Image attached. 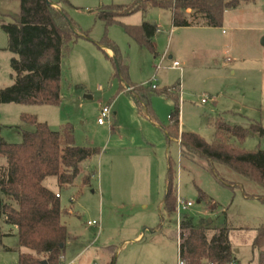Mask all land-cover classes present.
<instances>
[{"label": "rangeland", "instance_id": "obj_1", "mask_svg": "<svg viewBox=\"0 0 264 264\" xmlns=\"http://www.w3.org/2000/svg\"><path fill=\"white\" fill-rule=\"evenodd\" d=\"M106 1L108 6L133 0ZM18 13L19 0H0V89L12 84V55L1 25ZM69 13L76 23L79 19V29L88 38L78 39L62 54L59 104H0V138L9 144H19L21 132L32 130L21 121L25 114L52 131L70 127L76 146L99 152L80 164L72 186L59 189L54 178L43 182L58 193L60 206L68 213L61 218L69 234L62 264H177L178 214L175 208L160 209L169 166L175 173L176 202L179 198L192 203L180 219L187 216L193 226L208 225L209 235L215 229H230L231 264H264V246L259 251L252 245L255 230L264 224V204L244 197L261 196L263 191L214 164L219 177L234 187L218 184L204 160L182 159L179 141L167 140L161 131L170 125L175 99L179 132L196 134L207 143L212 142L213 123L218 121L264 129V0L225 11L219 28H177L173 35L168 13L158 8L124 19L133 26L157 25L152 41L156 56L129 38L122 26L113 24L105 30L94 9ZM104 37L126 58L131 84L157 83L158 91L149 101L151 119L137 110L119 85L110 57L95 45ZM173 61L181 71L170 69ZM163 88L174 91L161 94ZM203 97L206 104H201ZM105 107L110 116L100 126L97 120ZM242 148L262 150L264 141L248 135ZM83 175L91 177L86 187L80 186ZM199 192L206 201H199ZM139 233L140 239L134 240ZM18 248L15 228L0 219V264H16Z\"/></svg>", "mask_w": 264, "mask_h": 264}, {"label": "trees", "instance_id": "obj_2", "mask_svg": "<svg viewBox=\"0 0 264 264\" xmlns=\"http://www.w3.org/2000/svg\"><path fill=\"white\" fill-rule=\"evenodd\" d=\"M252 0H133L129 5H109L97 11L98 20L105 30L117 24L126 35L156 56L152 40L158 28L153 23L140 26L124 24L121 20L135 13L144 15L158 8L171 13L172 27L203 26L219 28L225 11L235 9ZM68 0H19L17 21L3 23L1 29L7 37V51L12 55L11 86L0 89V104L50 105L60 102L61 58L64 51L78 39H87L62 8ZM54 5L58 6L55 7ZM99 49H109L110 58L119 85L130 96L139 112L151 119L149 101L156 86H136L128 80L126 58L106 37L95 43ZM179 86V85H178ZM169 89V88H168ZM164 89L161 94H171ZM174 91V90H173ZM172 91V93H173ZM169 117L170 125L161 127L167 140L177 139L180 157H198L210 167L218 184L233 188L219 177L215 165L222 166L238 177L254 183L264 193V149L245 151L242 144L248 135H257L264 141V129L251 125L248 129L213 123V140L205 142L193 133H179L178 108ZM23 124L32 128L22 131L19 144H9L0 138V219L16 230L18 260L16 264H62L65 243L69 234L61 218L68 213L60 206L59 197L46 188L43 182L54 178L59 189L72 186L80 175V164L98 155L90 147L75 145L70 127L52 131L35 117L23 114ZM89 175H83L80 186L86 187ZM175 173L169 166L166 174L164 197L160 209L171 212L176 207ZM264 204V195H247ZM199 201H206L199 192ZM212 208H215L213 204ZM178 257L185 264H231L228 229L212 235L208 225L193 226L192 219L183 216L178 224ZM188 236L184 237V232ZM210 236V237H209ZM264 246V224L256 230L253 247ZM22 250H25L22 252Z\"/></svg>", "mask_w": 264, "mask_h": 264}, {"label": "crops", "instance_id": "obj_3", "mask_svg": "<svg viewBox=\"0 0 264 264\" xmlns=\"http://www.w3.org/2000/svg\"><path fill=\"white\" fill-rule=\"evenodd\" d=\"M53 3H55L56 2V0H51ZM113 1H115V0H113ZM104 2L106 3L107 1L106 0H68V5H64V6H62V8L67 12V14L70 16V13L69 12H71V11H73V12H78V10H80V9H85V10H92V9H94V11H98L100 8H102V7H104V6H106L105 4H104ZM116 3H121L120 1H115ZM90 4H92V5H90ZM113 5H115V4H113ZM127 5H129V4H127ZM55 7H58V6H56V5H54ZM109 6V5H108ZM162 11H164V10H162ZM166 13H168V16H169V22H170V26L172 27V20H171V13L169 12V11H165ZM165 13V14H166ZM76 14V13H75ZM10 17V20H12V21H17L18 20V17H19V13H18V15H16V14H13V15H10L9 16ZM127 18H129V17H127ZM127 18H123L121 21L124 23V19H127ZM72 20V19H71ZM75 24H77V26L79 25V19L77 20L76 19V21H78V23H76L74 20H72ZM143 23V22H142ZM142 23H140V24H138V25H136V26H140ZM124 24H126V23H124ZM153 24H155V23H153ZM126 25H128V24H126ZM131 26H133V25H131ZM157 26V25H156ZM79 27V26H78ZM194 26H192V27H184V28H187V29H190V28H193ZM158 28V27H157ZM177 28H173L172 27V35L173 34H175V30H176ZM158 31V30H157ZM223 32V31H222ZM157 33V32H156ZM156 35V34H155ZM155 35H154V37H155ZM154 37H153V39H154ZM153 41V40H152ZM156 42V41H155ZM226 50V49H225ZM104 51L107 53V55L110 57V58H112L113 57V53H112V51L111 50H109V49H104ZM223 53H227L226 51H223ZM164 56H165V54H164ZM172 58V56H168V60H170ZM173 62H175V61H173ZM177 62V61H176ZM171 66V65H170ZM171 69V68H170ZM149 84L150 85H154V86H156L157 87V83H155V81H151V82H149ZM133 85V84H132ZM165 88H163V90H164ZM162 131V130H161ZM179 133H181V132H179ZM164 134V133H163ZM165 136V135H164ZM56 182V181H55ZM49 190H51L50 188H48ZM52 192H54L53 190H51ZM55 194H58V193H56V192H54ZM59 199H60V196H59ZM178 226V225H177ZM221 229H227L226 227H224V228H219V229H215V231H213V233L214 232H218L219 230H221ZM214 230V229H213ZM230 230V229H229ZM229 230H228V235H229ZM257 230V229H256ZM255 230V231H256ZM256 235V234H255ZM140 237H141V233H139V234H137V236L134 238V240H139L140 239ZM175 237H176V246H177V257H178V245H179V229H177V232H176V235H175ZM255 239V238H254ZM254 239H253V242H254ZM229 241V240H228ZM253 242H252V245H253ZM230 249H231V247H230ZM259 251H262V249L261 250H259ZM22 252H24L23 250H22ZM79 256V255H78ZM77 256V257H78ZM69 264H74V262L73 261H71Z\"/></svg>", "mask_w": 264, "mask_h": 264}, {"label": "built area", "instance_id": "obj_4", "mask_svg": "<svg viewBox=\"0 0 264 264\" xmlns=\"http://www.w3.org/2000/svg\"><path fill=\"white\" fill-rule=\"evenodd\" d=\"M226 60L228 61L229 59L227 58ZM170 68L181 71L180 64L176 61L171 63ZM172 91H173L172 89H167L166 92L171 93ZM207 101L208 100L206 99V97H203L201 100V104H206ZM109 116H110L109 108H106V107L103 108L100 112V117L97 120L98 125H100V126L104 125L106 123V121H108ZM56 197H59V195L56 194ZM190 207H192L191 202H184V201L180 200L179 198H177L175 211L178 214V224L180 222V217H181L180 213L188 210ZM87 225L88 226H97L98 224L96 222H88ZM177 264H185V263L183 260H181L178 257Z\"/></svg>", "mask_w": 264, "mask_h": 264}, {"label": "water", "instance_id": "obj_5", "mask_svg": "<svg viewBox=\"0 0 264 264\" xmlns=\"http://www.w3.org/2000/svg\"><path fill=\"white\" fill-rule=\"evenodd\" d=\"M261 45L264 46V37L261 39ZM41 264H47L45 261H42Z\"/></svg>", "mask_w": 264, "mask_h": 264}]
</instances>
